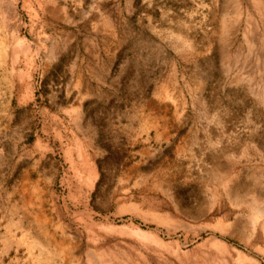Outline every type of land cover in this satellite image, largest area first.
<instances>
[{"label":"rangeland","instance_id":"374dc122","mask_svg":"<svg viewBox=\"0 0 264 264\" xmlns=\"http://www.w3.org/2000/svg\"><path fill=\"white\" fill-rule=\"evenodd\" d=\"M0 264H264V0H0Z\"/></svg>","mask_w":264,"mask_h":264},{"label":"crops","instance_id":"0c3cea01","mask_svg":"<svg viewBox=\"0 0 264 264\" xmlns=\"http://www.w3.org/2000/svg\"><path fill=\"white\" fill-rule=\"evenodd\" d=\"M13 89V84L10 85ZM17 148L16 161L21 166V180L18 185L28 187L50 186L55 178V171L61 161L57 158V153L50 146L38 147L35 145L24 148Z\"/></svg>","mask_w":264,"mask_h":264}]
</instances>
